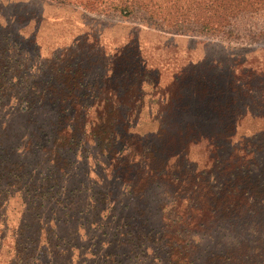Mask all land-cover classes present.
Here are the masks:
<instances>
[{"label": "rangeland", "instance_id": "rangeland-1", "mask_svg": "<svg viewBox=\"0 0 264 264\" xmlns=\"http://www.w3.org/2000/svg\"><path fill=\"white\" fill-rule=\"evenodd\" d=\"M100 1L102 13L0 0V264H171L161 238L169 198L157 186L140 198L118 180L75 116L92 105L97 75L118 68L113 58L156 81L192 69L264 86V11L209 34L157 22V0H130L126 13ZM67 60L83 77L71 92L61 89ZM71 124L79 135L64 141Z\"/></svg>", "mask_w": 264, "mask_h": 264}, {"label": "trees", "instance_id": "trees-1", "mask_svg": "<svg viewBox=\"0 0 264 264\" xmlns=\"http://www.w3.org/2000/svg\"><path fill=\"white\" fill-rule=\"evenodd\" d=\"M56 1L104 9L100 0ZM131 3L112 0L105 11L126 13ZM262 11L264 0H157V22L177 31L220 34ZM127 62L113 58L118 68L97 75L92 105L75 116L118 180L140 198L154 186L169 198L161 238L171 264H264V86L192 69L156 81ZM63 68L61 89L71 92L83 77L72 60ZM79 126L71 124L64 141L75 140Z\"/></svg>", "mask_w": 264, "mask_h": 264}]
</instances>
